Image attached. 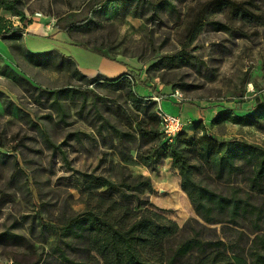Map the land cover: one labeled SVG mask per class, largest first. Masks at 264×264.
Returning <instances> with one entry per match:
<instances>
[{"label":"rangeland","instance_id":"374dc122","mask_svg":"<svg viewBox=\"0 0 264 264\" xmlns=\"http://www.w3.org/2000/svg\"><path fill=\"white\" fill-rule=\"evenodd\" d=\"M93 1L99 0H25L26 18L12 17L15 25L26 28V49L71 56L87 79L80 80L67 63L61 65L62 56L51 62L52 68H44L0 40V234L9 230L25 236L0 237V264H69L53 251L60 243L58 235L44 225L60 226L83 210L80 172L149 178L153 191L144 189L140 198L180 225L174 243L193 231H200L205 240L227 242L243 232L250 241L254 233L247 222L238 227L201 218L181 187L170 147L160 135L143 138L138 127L156 128L158 103H151L150 97L157 96L164 112L185 122L176 142L187 148L192 138L197 148L205 139H242L264 147V117L261 125L238 118L264 103V0H169L172 5L164 4L158 11L145 6L138 13L108 1L85 26L67 28L86 16L87 4ZM195 24L204 26L187 47L197 56L195 63L167 65V57L185 47ZM67 85L94 92L88 93L82 109L79 99L65 101L67 117L62 121L41 90ZM177 91L184 96L181 102L173 96ZM95 93L104 118L129 136L120 138L97 114ZM134 95L139 103L133 102ZM47 139L66 152L68 162ZM190 156L198 166L195 178L205 186L223 194L234 187L243 194L251 192L249 174L220 179ZM253 194L263 201L262 194ZM69 255L80 258L72 251ZM202 257L194 254L185 260L198 264Z\"/></svg>","mask_w":264,"mask_h":264},{"label":"trees","instance_id":"16d2710c","mask_svg":"<svg viewBox=\"0 0 264 264\" xmlns=\"http://www.w3.org/2000/svg\"><path fill=\"white\" fill-rule=\"evenodd\" d=\"M108 1L116 2L122 8L132 7V11L136 13L145 6H151L158 11L164 4L172 5L169 0L93 1L87 4L86 16L72 22L67 28L85 26L92 21L93 13L103 9ZM244 14L248 12L244 11ZM26 15L25 0H0V40L10 43L13 52L19 50L32 63L44 68H52L51 62H56L62 56L61 65L67 63L75 76L80 80L87 79V75L81 72L76 60L71 56L55 50L35 53L24 47L22 39L26 28L15 25L12 17H19L23 21ZM215 23L223 29H228L225 24ZM203 27V24H195L185 47L177 54L167 57V65L195 63L197 56L189 53L187 47L196 40ZM97 51L105 55L100 50ZM135 78L138 79V76ZM127 86L129 92L133 91L131 83ZM91 92L94 91L75 85H67L53 91L41 90L42 95H46L45 98L52 99V105L62 121L67 117L65 101L79 99L82 101V109L88 93ZM97 97L95 93V110L104 122H108L94 101ZM132 100L135 104L140 102L136 95L132 96ZM153 102L155 101H151ZM263 117L264 103L246 116L238 118L247 124L261 125ZM157 120L158 124L154 130L139 125V134L149 140L160 135L163 143L170 147L169 156L180 172L181 187L188 195L194 210L207 223L227 222L241 227L247 222L254 237L249 241L243 232H239L231 242L222 239L205 240L200 231H193V235L174 243L173 240L181 233L180 225L154 210L150 201L140 198L144 189L153 191V183L149 178H134L130 173L109 177L93 172H80L78 187L84 203L83 210L70 216L60 226L44 225L45 229L51 228V231L58 235L60 243L56 244L53 251L63 262L69 264H189L185 259L194 254L203 255L198 264H264V198L259 203L253 194L257 192L264 196V147L242 139L219 143L205 139L200 141L197 148V142L192 138L188 140L190 147L187 148L188 146H183L181 142H176L184 129L174 142L167 143L158 115ZM33 124L39 127L36 122ZM109 125L120 138L130 135L113 124ZM47 141L53 148L58 149L68 162L66 152L50 139ZM122 153L125 154L123 150ZM190 154L208 165L220 179L226 175L249 174L247 179L251 192L243 194L240 188L234 187L229 193L223 194L205 186L195 178L198 166L191 161ZM0 237L14 240L25 238L24 235L9 230L2 232ZM69 251L79 254L80 258L71 257ZM14 263L29 264L19 260ZM34 264H39V261Z\"/></svg>","mask_w":264,"mask_h":264},{"label":"built area","instance_id":"2783aa9c","mask_svg":"<svg viewBox=\"0 0 264 264\" xmlns=\"http://www.w3.org/2000/svg\"><path fill=\"white\" fill-rule=\"evenodd\" d=\"M39 17H42V13H36ZM179 102H181L184 98L183 94L180 91H177L173 95ZM150 100L155 101L157 104V115L160 118L161 130L164 133V137L166 138L167 143H172L178 136L180 132L185 128V122L179 115L168 114L164 112L160 105V97L151 96Z\"/></svg>","mask_w":264,"mask_h":264},{"label":"crops","instance_id":"0c3cea01","mask_svg":"<svg viewBox=\"0 0 264 264\" xmlns=\"http://www.w3.org/2000/svg\"><path fill=\"white\" fill-rule=\"evenodd\" d=\"M125 70L126 69L123 67V69H122L123 72L121 74H123ZM184 110H185V114L184 115L188 116L190 110L186 107V105H184Z\"/></svg>","mask_w":264,"mask_h":264}]
</instances>
